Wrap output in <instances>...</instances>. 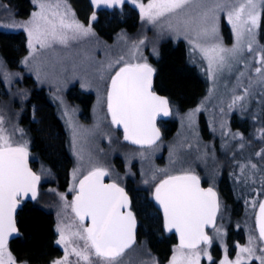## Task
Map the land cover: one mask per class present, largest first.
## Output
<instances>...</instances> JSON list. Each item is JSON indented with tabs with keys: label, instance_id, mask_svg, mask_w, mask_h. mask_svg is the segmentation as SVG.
Wrapping results in <instances>:
<instances>
[{
	"label": "rangeland",
	"instance_id": "rangeland-1",
	"mask_svg": "<svg viewBox=\"0 0 264 264\" xmlns=\"http://www.w3.org/2000/svg\"><path fill=\"white\" fill-rule=\"evenodd\" d=\"M31 1L32 9L27 15L21 16L19 10L9 0H0V25H4L0 30L24 31L27 35L26 51L16 67L10 65L0 53V116L3 117L2 127L11 136L13 145L30 143V135L26 126L21 124V118L27 111V102L35 86L39 89L44 87L50 93V98L58 105L59 112L63 106L69 127L75 129L76 125L80 127V124L71 115L74 112V104L67 96L69 85L75 84L82 75L89 76L84 78L88 83L100 85L105 75L114 74L125 62L148 63L151 56L159 57L161 44L166 39L174 42L181 40L187 46L190 61L203 70L209 81V90L197 107L179 111L181 114H177L180 122L179 131L172 140L163 143L169 147L168 169L172 171H176V168L201 171L205 169L212 182H217L222 172L228 169L237 188L233 193L235 202L223 204L220 225L213 236L214 242L197 248L200 255L199 264H220L225 256L230 261H235L237 256L241 255L240 248L249 246L250 237L253 240L252 246L256 249L255 255L260 256L264 242L259 237L256 218L259 205L264 198V61L261 60L264 46L260 40L259 26L264 16V6L257 7L260 13L258 26L252 33H244L237 40L236 29L228 20L227 12L239 7L244 0H205L201 7L192 12V15H196L214 6L216 2L225 3V10L216 14L217 32L210 37H197L196 31L187 30L183 23L187 16L183 12L150 22L140 9V4L146 6L148 0H136L135 3L132 0H125L123 4L118 5L93 3L100 9L106 6L115 11H123L126 5H130L139 13L137 28L133 31L124 28L111 40H107L99 35L95 27L97 17L92 19L89 13L77 15L72 4L68 0H62L60 11L66 10L64 7L66 3L69 19L74 14L75 20L85 27L90 26L92 31L78 40H69L67 44L54 43L50 47L41 48L29 35L32 26H19L21 22L32 19V13L40 11L36 0ZM98 8H95V12ZM105 8L104 14L108 13ZM223 24L227 25L228 34L225 33ZM140 41L144 43L141 44ZM249 43L252 45L251 50L247 47ZM214 44L227 49L236 46L238 51L234 56L225 53L226 62L222 67L215 63L210 65L201 48H209ZM120 57L124 58L123 61L116 63ZM110 64L113 67L109 68ZM257 68H260L261 72H256ZM200 113L208 120L205 122L211 132L208 138H205L202 132ZM234 114L251 119V128L247 134L232 127ZM33 116L34 120H39L38 116L35 114ZM75 139L76 135L73 136L74 141ZM144 155H146L144 150L132 154L133 157ZM79 161L80 159L77 161V168L74 169V180H78L83 173L84 166L79 165ZM97 164L103 165L105 161H99ZM146 165L152 166L149 160ZM230 165H234V168ZM40 168L44 172V180L50 182V185L42 187L40 205L54 213L59 241L61 228L64 229L65 236H68L69 230L76 231L82 224L71 218L70 201L67 193L59 185L56 172H49L43 166ZM155 183L146 184L153 187ZM62 246L63 255L55 261L64 258L67 248L68 264H88L71 251L73 247L82 248L84 241L77 237H69L67 245ZM184 251L191 254L187 249ZM8 253H11L15 264H38L17 259L9 247L5 250L6 264ZM178 254V244H174L169 258L164 260L155 253L147 241L138 242L124 253L118 264H171L172 257ZM209 255L211 260L208 259ZM90 259L92 264H103V261L94 255H90ZM251 263L260 264V261L243 254V264Z\"/></svg>",
	"mask_w": 264,
	"mask_h": 264
},
{
	"label": "snow or ice",
	"instance_id": "snow-or-ice-1",
	"mask_svg": "<svg viewBox=\"0 0 264 264\" xmlns=\"http://www.w3.org/2000/svg\"><path fill=\"white\" fill-rule=\"evenodd\" d=\"M36 2L40 11L32 13V19L21 22L19 26L31 25L29 35L41 48L50 47L54 43L67 44L69 40H78L91 33V27H85L75 20L74 14L69 19L66 3V10L60 11L62 0ZM101 2L118 5L123 4L125 0H93V3ZM132 2L135 3L136 0ZM204 2L205 0H148L146 6L140 4V9L150 22L183 12L187 16L183 22L187 30L196 31L197 37H210L217 32L216 14L225 10L226 5L216 2L205 11L192 15ZM258 5L264 6V0H244L239 7L227 12L228 20L236 29L237 40L244 33H252L258 26ZM92 19H95V16ZM2 26L4 25H0ZM140 43L143 44L144 41ZM247 47L251 50L252 45L249 43ZM201 51L208 57L210 65L215 63L222 67L226 62L225 53L234 56L238 49L236 46L227 49L214 44L209 48H201ZM123 59L120 57L116 63ZM261 60L264 61V56ZM153 72L154 69L147 63L125 62L111 77V90L108 93L111 121L123 126L125 140L138 145H152L159 139V129L154 124L155 116L158 112L168 114L167 99L151 91ZM256 72H261V69L257 68ZM2 125L3 117L0 116V264H6L4 257L7 237L17 231L13 216L19 203L17 197L30 194L31 198L35 199L40 176L28 167L26 142L13 146L11 136ZM106 175L108 172L105 169L97 167L79 181V193L75 198L73 210L81 222L90 218L91 226L85 228L81 225L76 231L69 230L68 236H65L63 228L60 229L61 238L58 243L67 245L69 237L84 241L82 248L73 247L71 251L88 264H92L90 255L103 261V264H118L125 250L131 247L135 239V217L131 211H121L128 208V197L117 184H104L103 177ZM73 176L75 177V171ZM155 199L163 206L168 230L175 229L179 233V254L172 257L171 264H199L198 245L201 242L211 244V238L204 229L206 225L214 223L219 207L216 193L212 188H201L200 178L183 170L181 175H169L160 181L155 189ZM259 213V237L264 241V203L259 205ZM252 244L250 237L249 246L240 248L241 255H238L235 261H230L225 256L220 264H243V254L264 264V249H261L260 256H256V249ZM185 249L191 254L185 253ZM208 259H212L210 255ZM7 260L8 264H15L11 253L7 254ZM53 264H68L67 248L64 258L54 261Z\"/></svg>",
	"mask_w": 264,
	"mask_h": 264
},
{
	"label": "flooded vegetation",
	"instance_id": "flooded-vegetation-1",
	"mask_svg": "<svg viewBox=\"0 0 264 264\" xmlns=\"http://www.w3.org/2000/svg\"><path fill=\"white\" fill-rule=\"evenodd\" d=\"M11 2V0H9ZM92 1V0H91ZM14 6L19 10V15L25 16L27 15L30 10L32 9V1L29 0L30 8L29 11L26 13H22L17 6V4L11 2ZM92 3V16L97 17L95 21L99 19V11L96 5ZM106 6L102 7L101 9L104 10ZM95 8H98V11L95 12ZM108 11L112 9L106 7ZM224 29V28H223ZM4 31V30H0ZM227 32V30L225 29ZM15 32H23L25 34V38L27 41V35L24 31H15ZM158 58L157 56H151L149 64L153 65L156 70V78H155V85L153 87V91L159 93L161 95H165L168 97L170 106H171V116L169 118H163L158 121L159 127L162 130L163 137L162 139L152 145L147 147L136 146L124 139V131L120 129L116 124H113L111 121V113L108 109V93L111 90V77L115 75H105L102 79V84H90L84 78L89 76H80V79L73 85H69L67 90L68 99L74 104L73 113H71L72 117L76 119V121L80 124V127L76 125L75 129H71L69 127L67 115L64 112L63 106L61 112H59L58 105L55 102H52V98H50V93L44 88H36V86L32 89L27 105L30 109V121L31 126L28 127L27 132L30 135V143L26 145L27 150L31 154V162L33 168L37 170L38 173L42 175V183L40 187V193L42 187L46 186L47 184L50 185V182L44 180L43 178V170L40 167H45L49 172H56L55 167L53 164L47 160V158L42 154V152L35 147V137H34V124L37 122L34 120L33 114L37 116V102L34 101V93L36 90H43L46 96V99L53 105L55 112L58 118L61 121L63 126V133L65 136V148L67 154L70 158V163L68 166L67 177L66 181H63V186L59 180V185L63 187V191L67 193L68 199L70 201V215L71 218H74L78 222H80L84 227H88V223L81 222L76 215L75 211L73 210V204L75 202V196L78 192L79 181L84 178L90 171L94 168H103L108 172V175L104 176L105 183L114 182L124 188L127 193L130 195L132 200L131 208L135 211L136 216L139 221V229H138V242H145L142 238L140 239L141 234V227L143 228V223L141 222L142 217L145 214L143 210V203L138 199L139 196L146 193L153 201L159 216L162 219V228L166 235L174 236L176 238V243L179 246L178 236L174 232H169L165 228L164 224V213L162 209L156 205L154 201V192L156 187L159 185L160 181L166 179L169 175H180L183 174L184 169L176 168V171H172L168 169L169 164V147L167 145H163L166 141L172 140L179 131V118L177 114H181L179 111H188L193 107H197L199 103H201L202 99L206 96L209 90V81L207 80L206 76L203 74V70H198L200 72V76L208 82L207 90L205 95L198 99L192 106H182L179 102L175 101L171 95L163 92L158 84H157V77H158V68L155 65V60ZM19 62V61H18ZM17 62V63H18ZM16 64H12L13 67H16ZM34 81V78H32ZM238 115V114H237ZM200 124L202 127V132L205 138L210 137L211 132L208 130L207 123H205L206 118L203 113H200ZM39 119V117H37ZM39 121V120H38ZM34 123V124H33ZM73 131H75L76 139L73 140ZM16 146V145H13ZM144 150L146 155L143 157H133V152ZM76 151L78 153L76 154ZM75 152V153H74ZM131 153V155H130ZM130 157V160H129ZM79 165L84 166L83 173L78 180H74L73 172L74 169L77 168V161ZM105 161V164L98 165L99 161ZM148 160L151 162V167H147ZM110 164V165H107ZM234 168V165H230ZM227 167V166H224ZM228 168V167H227ZM236 169H238V165H236ZM164 170V171H161ZM190 174H194L198 176L201 180V185L204 189L212 188L218 194V199L220 203V210L217 217V223L213 228H209L208 232L211 236V243L214 242V233L217 231L220 220H221V213L223 209L224 202H235L236 198L234 196V192L236 186L233 181V176L228 173V169H225L219 180L217 182H212L210 177L206 174V170H187ZM145 179V181H144ZM154 184L153 187L149 184ZM52 183V182H51ZM40 193L37 199L34 201H23V206L28 202H36L40 203ZM264 198L262 199L261 203L263 202ZM21 208V209H22ZM45 208V207H44ZM259 211V208H258ZM257 211V216H258ZM52 212V211H50ZM155 212V211H154ZM53 213V212H52ZM152 216V212L149 213ZM158 215V214H157ZM54 216L55 222V232L56 236L54 238V245L57 247L58 252H56L45 264H53V262L57 258H61L63 255V246L62 244L58 243V232H57V221L56 217ZM256 225H257V218H256ZM258 229V227H257ZM259 232V231H258ZM233 236V235H232ZM136 243V244H137ZM204 245V244H203ZM202 245V246H203ZM215 246V245H214ZM10 247L7 246L6 248Z\"/></svg>",
	"mask_w": 264,
	"mask_h": 264
},
{
	"label": "trees",
	"instance_id": "trees-1",
	"mask_svg": "<svg viewBox=\"0 0 264 264\" xmlns=\"http://www.w3.org/2000/svg\"><path fill=\"white\" fill-rule=\"evenodd\" d=\"M68 1L76 10L77 15L82 16L84 13H89L92 16L91 0ZM11 2L17 4L22 13L29 11V0H11ZM103 11L100 9L99 19L95 21V27L99 35L107 40H111L119 30L127 28L133 31L139 26V13L130 5H126L123 11L111 10L106 14ZM263 21L264 16L259 26L260 40L264 46ZM223 28L224 31L226 29L229 32L226 24H223ZM225 33L228 34L226 31ZM25 37L23 32L0 31V53L10 65L16 64L25 53L27 48ZM189 57L185 42L181 40L174 42L166 39L161 44L160 56L155 60V65L158 68L157 84L159 88L171 95L182 106H192L198 99L202 98L208 85V82L200 76L198 71L200 68L190 61ZM33 99L37 102V116L39 117V121L33 123L35 147L53 164L56 175L63 186L70 163L65 148L63 126L53 105L46 99L43 90H36ZM240 116L245 117L240 114L233 115L232 127L241 129L247 134L251 128V119L248 117H245L247 120L242 119ZM30 117V109H28L21 118V124L27 129L31 126ZM61 188L63 189V187ZM138 199L143 203V210L145 211L141 219L143 228L140 229V239L147 241L155 253L166 260L170 256L171 248L176 243V238L164 233L162 219L152 199L146 193H143ZM150 212H152V216H150ZM18 220L21 234L11 242L9 247L13 255L19 260L45 264L58 252L54 245L56 232L53 213L40 205L38 201L28 202L20 210ZM231 235H233L232 232Z\"/></svg>",
	"mask_w": 264,
	"mask_h": 264
},
{
	"label": "water",
	"instance_id": "water-1",
	"mask_svg": "<svg viewBox=\"0 0 264 264\" xmlns=\"http://www.w3.org/2000/svg\"><path fill=\"white\" fill-rule=\"evenodd\" d=\"M147 64H148L149 66H151V67L154 69V72H153V74H152V86H151V91H152L153 93H155V94H156L157 96H159V97L166 98L167 101H168V105H167V112H168V114H167V115H164L163 112H158V113L156 114V116H155L154 124H155V127H156L157 129H159V133H160V137H159V139L156 140V142L154 143V144H156V143H158V142L162 139V137H163V133H162L161 128L159 127L158 121H159L160 119H163V118H169V117L171 116V106H170V102H169V99H168L167 96H165V95H161V94L156 93V92L153 91V87H154V85H155L156 70H155V68H154L153 65H151V64H149V63H147ZM117 126H118L120 129H122V130L124 131L122 125H117ZM124 135H125V133H124ZM126 141H127V140H126ZM128 142L131 143V144H133V145L141 146V147H147V146H152V145H154V144H152V145H138V144H134V143H132L131 141H128ZM27 151H28V150H27ZM28 167H29L33 172H35L37 175L40 176V181H39L38 184H37V196H36V198H35V199H37L38 196H39V193H40V187H41V183H42V175H41L40 173H38L37 170H36L35 168H33V166H32V162H31V154L29 153V151H28ZM180 175H181V174H180ZM192 175H194V174H192ZM103 183H104V184H111V183H114V182L105 183V180H104V177H103ZM115 184H116V183H115ZM117 185H118V184H117ZM118 186H119V185H118ZM119 187L122 188L121 186H119ZM200 187L203 188L202 185H201V180H200ZM122 189L124 190V193H125V194L127 195V197H128L129 205H128V208H126V209H121V211H125V212H126V211H131V212L133 213L134 217H135V228H134V237H135V239H134V242L132 243L131 247L125 250V253H126L129 249H131L132 247H134V246L136 245L137 241H138L139 221H138V218H137V216H136L135 211L131 208L132 200H131L130 195L127 193V191H126L124 188H122ZM203 189H204V188H203ZM212 190L216 193L217 201H218L219 207H218V210H217V212H216V214H215L214 223H213V224H210V225H206V226H205V229H204L205 233H206L210 238H211V236H210V234H209V232H208V229H209V228H213V227L216 225V223H217L218 213H219V210H220V203H219V199H218V194H217V192H216L214 189H212ZM78 193H79V186H78V192H77L76 196L78 195ZM76 196H75V198H76ZM17 199L19 200V203H18V205H17V207H16V209H15V212H14V214H13V216H14V221H15V227H16L17 231H16L15 233H12L11 235H9V236L7 237L6 247L9 246V245L11 244V242H12L15 238H17V237L20 236L21 230H20V225H19L18 216H19V212H20V210H21V208H22V206H23V201H26V202H27V201H34V200H35V199H32V198H31V195H30V194H29L28 196H23V195H21V196L17 197ZM154 201H155L156 205L159 206V207L162 209V211H163V206H162V205H161V204L155 199V192H154ZM262 203H264V200H263ZM163 213H164V211H163ZM259 215H260V213H259V211H258V216H257V227H258V231H259ZM164 218H165V220H164V224H165V228H166V230L169 231V232H174V233H176L177 236H178V241H179V243H180V240H179V233H178L175 229L168 230V227H167V219H166V217H165V214H164ZM83 222L88 223V227L91 226V220H90V218H85ZM263 242H264V241H263ZM203 244H205V243H204V242H201V243L198 245V247L202 246Z\"/></svg>",
	"mask_w": 264,
	"mask_h": 264
},
{
	"label": "bare ground",
	"instance_id": "bare-ground-1",
	"mask_svg": "<svg viewBox=\"0 0 264 264\" xmlns=\"http://www.w3.org/2000/svg\"><path fill=\"white\" fill-rule=\"evenodd\" d=\"M263 23H264V21H263ZM263 23H262V24H263ZM246 120H247V119H246ZM244 121H245V120H244ZM249 123H250V122H249ZM240 124H241V123H240ZM241 125H242V124H241ZM245 125H246V124H245ZM247 125H248V124H247ZM247 125H246V126H247ZM243 126H244V125H243Z\"/></svg>",
	"mask_w": 264,
	"mask_h": 264
}]
</instances>
